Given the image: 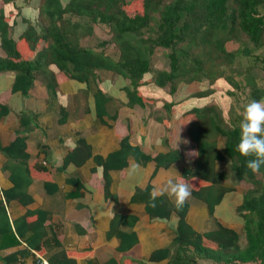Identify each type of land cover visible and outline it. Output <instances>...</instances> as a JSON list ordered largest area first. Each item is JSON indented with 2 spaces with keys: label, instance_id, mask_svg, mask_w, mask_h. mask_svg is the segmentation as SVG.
<instances>
[{
  "label": "crops",
  "instance_id": "crops-1",
  "mask_svg": "<svg viewBox=\"0 0 264 264\" xmlns=\"http://www.w3.org/2000/svg\"><path fill=\"white\" fill-rule=\"evenodd\" d=\"M18 2L0 0V15L9 20L12 38L23 51L20 39L29 23L42 30L41 0H31L34 5ZM39 51L29 57L24 53L16 61L34 67ZM113 53L109 55L118 59L119 51ZM0 57L14 60L2 48L1 34ZM49 69L56 76V88L42 70L32 73L31 85L18 80L15 70L0 71V264L189 261L190 250L176 244L179 212L185 210L187 223L197 233L215 230L218 222L242 238L245 221L238 209L249 183L237 180L229 158L215 165L217 173L227 175L223 185L230 192L214 217L192 191L184 204L187 209L183 206L169 217L155 218L147 210L153 189H165L169 180L182 181L198 159L196 146L182 130L186 113L216 106L222 125L240 127L229 105V85L220 81L213 96L193 98L208 90L209 82L183 84L172 96L170 89L157 87L149 73L139 88L147 101L131 106L127 93L131 80L122 75L102 69L87 79H75L55 65ZM167 103L175 104L171 119ZM126 138L137 152L124 160L119 153ZM226 141L220 139L221 150ZM74 150L76 157L69 162ZM176 150L182 158L165 167L164 158ZM134 165L139 166L135 172ZM163 197L174 205L166 192L157 198ZM197 261L205 264L207 260L197 257Z\"/></svg>",
  "mask_w": 264,
  "mask_h": 264
},
{
  "label": "trees",
  "instance_id": "trees-1",
  "mask_svg": "<svg viewBox=\"0 0 264 264\" xmlns=\"http://www.w3.org/2000/svg\"><path fill=\"white\" fill-rule=\"evenodd\" d=\"M39 21L41 32L29 23L21 36V51L12 38L9 20L4 13L0 15L2 48L9 57H14L13 61L0 57V71L15 70L19 73L18 80L29 85L33 82L32 73L42 70L49 85L56 88V76L49 69L55 65L68 78L87 79L102 69L122 75L131 80L127 89L131 106L147 101L139 88L144 84V76L152 72L155 85L170 89L172 95L183 84L205 80L211 87L193 98L213 96L220 81L237 91L241 84L235 76H240L249 87L251 101L264 98V86L254 70L261 68L264 74V0H41ZM95 25L106 26L111 36L102 42L103 50L82 44L83 39L94 35ZM229 44L240 49L230 50ZM111 45L118 49V59L107 53L105 48ZM37 48L40 51L34 67L16 61L24 53L26 57L34 54ZM159 49L167 51L166 69L154 68V56ZM240 58H249L254 66L235 71L234 65ZM234 90L228 91V96L236 103L239 97ZM165 108L171 119L175 104L167 103ZM217 109L216 106L194 108L182 118L183 133L198 151V159L185 172L182 182L191 187L196 199L208 205L214 217L216 207L230 192L223 185L227 175L217 173L215 165L217 161L231 159L237 180L254 186L238 209L245 221L247 247L240 246L241 237L236 231L218 222L215 230L197 233L185 219L186 210H177L166 197L157 198L156 206L152 207L149 196L147 210L155 218L182 211L176 244L185 251L189 249L193 258L189 261L180 258L174 264H197V257L215 264H264V166L257 174L247 169L251 158L236 150L241 129L222 125ZM221 138L227 140L223 150L219 148ZM128 143V138L123 140V152L119 153L124 160L137 152ZM80 150H77L79 155ZM77 151L70 154L69 162L75 159ZM181 158V152L176 150L165 161L159 157L156 160L164 161L165 167H169Z\"/></svg>",
  "mask_w": 264,
  "mask_h": 264
},
{
  "label": "clouds",
  "instance_id": "clouds-1",
  "mask_svg": "<svg viewBox=\"0 0 264 264\" xmlns=\"http://www.w3.org/2000/svg\"><path fill=\"white\" fill-rule=\"evenodd\" d=\"M240 139L236 150L244 157H250L247 161V169L253 174L260 172L264 166V98L252 100L244 108L243 118L240 123ZM138 165L132 167L135 172ZM164 192L172 199L174 206L180 210L191 196L190 186L179 179L169 180L165 189H153L150 193L152 207L158 195Z\"/></svg>",
  "mask_w": 264,
  "mask_h": 264
},
{
  "label": "rangeland",
  "instance_id": "rangeland-1",
  "mask_svg": "<svg viewBox=\"0 0 264 264\" xmlns=\"http://www.w3.org/2000/svg\"><path fill=\"white\" fill-rule=\"evenodd\" d=\"M18 1H19L18 3H20L21 5L27 4L26 0H18ZM36 1L37 0H35V2ZM29 4L34 5L35 3L31 2V0H30ZM94 29H95L94 35L83 39L82 44L86 47H89V48H93V49H97V50H103V47L101 46L102 42L109 40L111 37L109 34V30L107 29L106 26H103V25H95ZM228 47L230 50H235V51L240 49L239 46L236 44H229ZM105 49H106L107 53L111 54V55L114 54L113 52L118 50L114 45L107 46ZM166 52L167 51L162 50V49H159L157 51V53L154 56V64H153L154 68L166 69L169 66V61L166 58V54H165ZM249 65L254 66V61H252V60L249 61V58H240V59H238L237 63L234 65V69H235V71H242V70L245 71L249 68ZM254 70L260 79L261 85L264 86V80H263L264 74H263L262 69L258 68V67H254ZM150 74L154 75V72H152ZM235 78L241 84V89L235 91L232 87H230V86H227V87L234 90V92H237V95L239 98H238V101L236 103L233 102V98L230 100L228 99V100H229V105H231L232 111H234L233 116L236 117V115H237V117H238L237 122L241 123V120H242L243 114H244V108L251 101L250 95H249L250 90H249V87L246 86V84L243 80V77L235 76ZM225 84L228 85L226 82H225ZM192 90H194V89H192ZM172 96H174V95H172ZM231 109H230V112H231ZM233 125L236 126L235 124H233ZM248 185H249L248 186L249 190L254 189V186L252 184L249 183ZM230 202H232V201L228 199V202H227L228 206H231ZM227 216H229V215H227ZM212 226H213V224H212ZM239 244L242 248L247 247L248 243H247L245 233H242V238L240 239ZM204 262H205V264H215L213 262H208V261H204Z\"/></svg>",
  "mask_w": 264,
  "mask_h": 264
},
{
  "label": "built area",
  "instance_id": "built-area-1",
  "mask_svg": "<svg viewBox=\"0 0 264 264\" xmlns=\"http://www.w3.org/2000/svg\"><path fill=\"white\" fill-rule=\"evenodd\" d=\"M36 264H43L41 261L36 262Z\"/></svg>",
  "mask_w": 264,
  "mask_h": 264
}]
</instances>
